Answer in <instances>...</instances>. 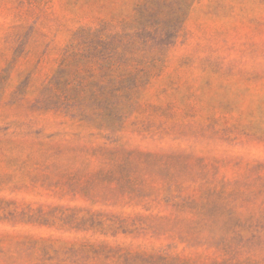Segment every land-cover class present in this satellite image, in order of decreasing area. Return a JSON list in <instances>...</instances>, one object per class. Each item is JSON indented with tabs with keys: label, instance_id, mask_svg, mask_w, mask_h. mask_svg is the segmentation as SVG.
Returning <instances> with one entry per match:
<instances>
[{
	"label": "rangeland",
	"instance_id": "1",
	"mask_svg": "<svg viewBox=\"0 0 264 264\" xmlns=\"http://www.w3.org/2000/svg\"><path fill=\"white\" fill-rule=\"evenodd\" d=\"M0 264H264V0H0Z\"/></svg>",
	"mask_w": 264,
	"mask_h": 264
}]
</instances>
